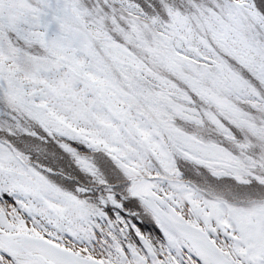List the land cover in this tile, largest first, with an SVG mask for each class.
I'll use <instances>...</instances> for the list:
<instances>
[{
    "label": "snow or ice",
    "instance_id": "obj_1",
    "mask_svg": "<svg viewBox=\"0 0 264 264\" xmlns=\"http://www.w3.org/2000/svg\"><path fill=\"white\" fill-rule=\"evenodd\" d=\"M0 264H264V0H0Z\"/></svg>",
    "mask_w": 264,
    "mask_h": 264
}]
</instances>
